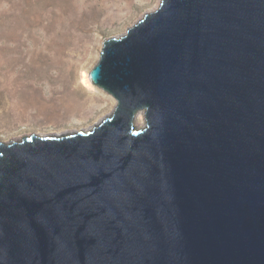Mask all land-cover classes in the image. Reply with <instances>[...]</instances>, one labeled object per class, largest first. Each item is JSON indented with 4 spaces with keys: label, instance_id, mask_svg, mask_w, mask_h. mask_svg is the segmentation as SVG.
I'll use <instances>...</instances> for the list:
<instances>
[{
    "label": "water",
    "instance_id": "1",
    "mask_svg": "<svg viewBox=\"0 0 264 264\" xmlns=\"http://www.w3.org/2000/svg\"><path fill=\"white\" fill-rule=\"evenodd\" d=\"M88 77L99 123L0 141V264H264V0H158Z\"/></svg>",
    "mask_w": 264,
    "mask_h": 264
},
{
    "label": "rangeland",
    "instance_id": "2",
    "mask_svg": "<svg viewBox=\"0 0 264 264\" xmlns=\"http://www.w3.org/2000/svg\"><path fill=\"white\" fill-rule=\"evenodd\" d=\"M157 3L0 0V141L90 129L107 116L115 99L88 77L102 40Z\"/></svg>",
    "mask_w": 264,
    "mask_h": 264
},
{
    "label": "bare ground",
    "instance_id": "3",
    "mask_svg": "<svg viewBox=\"0 0 264 264\" xmlns=\"http://www.w3.org/2000/svg\"><path fill=\"white\" fill-rule=\"evenodd\" d=\"M89 84V83H88ZM110 114V113H109ZM142 114V111H138L137 112V114H136V121L138 122V123H140V121L137 119L138 117H139V115H141ZM143 123V122H142ZM88 128H85L84 130H87ZM70 132H74V131H70ZM69 132V133H70ZM41 135H50V134H46V133H40ZM54 135H56V134H54ZM57 135H59V134H57Z\"/></svg>",
    "mask_w": 264,
    "mask_h": 264
}]
</instances>
